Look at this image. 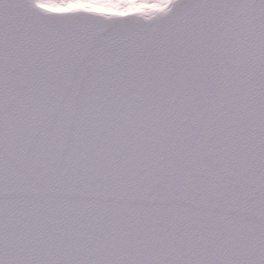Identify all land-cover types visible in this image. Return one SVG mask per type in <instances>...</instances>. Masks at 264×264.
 <instances>
[{"label": "snow or ice", "instance_id": "snow-or-ice-1", "mask_svg": "<svg viewBox=\"0 0 264 264\" xmlns=\"http://www.w3.org/2000/svg\"><path fill=\"white\" fill-rule=\"evenodd\" d=\"M0 264H264V0H0Z\"/></svg>", "mask_w": 264, "mask_h": 264}]
</instances>
